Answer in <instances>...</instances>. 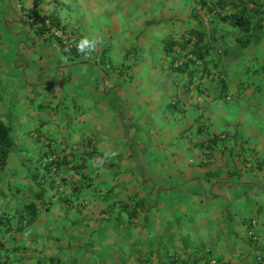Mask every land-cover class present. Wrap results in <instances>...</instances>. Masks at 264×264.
Returning a JSON list of instances; mask_svg holds the SVG:
<instances>
[{"label": "crops", "instance_id": "0c3cea01", "mask_svg": "<svg viewBox=\"0 0 264 264\" xmlns=\"http://www.w3.org/2000/svg\"><path fill=\"white\" fill-rule=\"evenodd\" d=\"M188 4L189 0H0V118L11 116L16 103L12 134L18 141L17 151L0 168V264H42L57 256L62 264H119V250L127 249L135 236L154 237L163 229L190 235L191 246L202 241V252L215 248L223 261L211 264H225L228 254L238 251V240H232L229 229L245 238L243 221L254 217L261 223L259 233L264 232V120L247 114L251 104L245 102L259 89L256 77L249 79L242 59H222L221 70L227 71L224 86L213 76L202 81L200 93L195 85L186 87L187 75H179L161 59L163 41L196 23L193 12L184 21L180 14L189 11ZM54 13L62 26L95 41L88 55L66 53L58 39L45 41L32 32L29 14ZM162 22L167 37L159 42V54L141 55L135 62L150 37L142 28ZM102 56L106 59L100 66ZM107 62L116 69H106ZM224 131L247 139L250 155L240 146L234 148V139L220 142L210 155L198 147ZM87 139L94 144L91 149L80 144ZM75 146L82 154L96 149L94 159L79 172L63 166L65 199L47 183L45 201L36 200L30 176L42 171L43 153L66 148L68 152ZM240 153L256 159L258 168L242 170ZM130 198L145 199L151 210L140 212L126 226V215L118 218L120 207L107 211ZM218 199L222 201L215 203ZM34 200L39 212L32 219L26 206ZM77 213L88 224L85 228L58 231L59 219H72ZM145 218L148 229L143 228ZM22 221L25 226L19 230ZM91 233H96L93 259L90 250L82 248Z\"/></svg>", "mask_w": 264, "mask_h": 264}, {"label": "trees", "instance_id": "16d2710c", "mask_svg": "<svg viewBox=\"0 0 264 264\" xmlns=\"http://www.w3.org/2000/svg\"><path fill=\"white\" fill-rule=\"evenodd\" d=\"M199 6L206 13V19L203 20L202 17L196 15V23L193 24L191 28L186 31L180 32L175 38H167L163 41L161 48L162 55L161 59L163 62L168 63V67L173 69L179 75H187V80L184 82L186 87L189 88L192 85L196 86L198 92L202 93L201 86L202 81L211 79H216L219 86H224L225 78L227 77V71L225 69L221 70L220 63L222 59L232 60L247 58L248 49L252 47H261L264 43V0H197ZM32 20H29V24L32 28V32L38 37L42 38V35L49 32L52 28L68 27L62 26L61 19L58 14H47V15H34L29 14ZM72 31L75 30L72 28ZM49 37L46 40H49ZM54 38V37H53ZM56 39V38H55ZM81 42L85 40L80 39ZM80 44L76 45L71 52L66 51V53H71L80 56ZM252 46V47H251ZM86 53H90L87 48H85ZM85 55V54H83ZM259 55V54H258ZM258 65V64H257ZM254 67L252 63H244L242 65L245 73H251L256 76L255 89L260 91V86L264 83V62ZM217 75V76H216ZM254 86L249 90V94H252ZM248 96V94L244 95ZM227 100L231 98L230 94L226 96ZM245 97H240L244 99ZM2 96L0 95V101ZM264 101V99H263ZM235 140L234 148L240 146L242 151L250 155L251 150L246 151L245 142L247 139L240 138L231 134L229 131H224L220 134H215L211 136L208 142L201 143L198 146L202 149L205 154L210 155L213 153V148L216 147L220 142ZM80 144L91 149L94 144H92L91 139H87ZM16 140L12 134V126L0 118V162L2 168L5 167L7 160L10 156V150L15 148ZM248 150V149H247ZM96 149H92L85 154L78 151V147H70L67 152V148L64 151L58 152L54 150H47L43 153V169L30 178L35 182L36 189L34 190L36 200L45 201V196L48 191V187L45 185L47 183L52 184L55 188V194L58 195L59 199H65L66 189L68 186L67 176H64V171L62 170L64 165H69L74 171L79 172L83 169L90 159H94ZM245 154V155H246ZM245 159H249L245 156ZM60 186H63V190H60ZM135 201V203H134ZM47 204V203H46ZM70 207L73 206V202H69ZM77 205V204H76ZM120 207L119 217L122 218L123 214L126 215L128 220V225L131 226L132 223L139 217V213L146 209L151 210V206L148 205L145 199L135 200V198H130L126 201H118L112 205L107 212L114 211V208ZM26 209H29L32 219L38 217V207L37 202L34 200ZM262 208H260L261 211ZM78 212L81 211L78 207ZM104 212V211H103ZM150 212V211H149ZM106 213V212H105ZM249 219L243 221L245 224V234L249 235V239L239 238L235 230L231 231L234 233V238L232 240H238L237 246L240 242L245 241L252 248V252L255 255L256 261L251 263L246 260V257L237 254V260L229 258L224 261L225 264H264V250L259 248V230L261 228V223L259 220L253 219L254 217H248ZM150 224L147 218L144 219V226L146 228ZM88 225L85 223L80 216L77 215L70 219H59L56 228L58 231H66L68 227H80L84 228ZM173 225V224H172ZM171 225V226H172ZM25 224L22 221L18 225V229L22 230ZM122 227L123 230L127 227ZM170 226V227H171ZM168 227V228H170ZM233 227V226H232ZM141 228V229H143ZM235 229V228H234ZM167 233V241L163 243L162 241H153V237L143 239L142 234L139 235L132 241L127 249L122 248L118 252V257L116 258L119 264H211V261L215 260V263H220L222 256L213 247H208L205 252V243L202 241L197 245L193 244L190 235H179L174 232L165 231ZM96 233H91L90 239L83 245V250H90V256L97 253ZM156 235V234H155ZM153 235V236H155ZM58 240L61 239L60 235ZM238 238V239H237ZM241 240V241H240ZM149 242V243H148ZM255 243V247H254ZM5 252L4 256H9L10 251ZM257 251L260 253V263L257 257ZM236 252V251H235ZM235 252L229 253L235 254ZM93 253V254H92ZM107 253V252H106ZM255 260V259H254ZM49 263L42 264H62L63 261L59 256L55 258H50ZM116 264V263H115Z\"/></svg>", "mask_w": 264, "mask_h": 264}, {"label": "rangeland", "instance_id": "374dc122", "mask_svg": "<svg viewBox=\"0 0 264 264\" xmlns=\"http://www.w3.org/2000/svg\"><path fill=\"white\" fill-rule=\"evenodd\" d=\"M260 2H262V0H260ZM188 5H189V11H187V12L186 11H183V13H180L181 16H184L185 17L184 19L182 18L183 21L187 17H190L191 14H192V12H193V15L194 16L199 15V17H202L203 20L206 19V16L207 15H206L205 11L202 10V8L199 6L197 0H189V4ZM190 5L192 7L194 6V10L193 11L191 10ZM171 14L174 15V17L176 15L175 13H171ZM88 15H89V17L92 16L89 13H88ZM81 18H82V16H81ZM195 19H196V17H195ZM174 21H176V20L174 19L171 23H174ZM144 26H149V25L144 24ZM150 26L152 27L150 29L142 28V30H143L142 32L143 33H148L150 35V37L148 39V46L145 47V48H143L142 53L141 54L140 53L139 54L138 53L134 54V55H137L138 54V56H135V62H137V61L140 60V58L142 57L141 55L150 56V55H154V54H159V50H158L159 49V42L161 41L162 37H167V35L164 36V34H162L164 30H167V28H166V22L153 23ZM175 26H177L176 22H175ZM134 44H135L134 45V47H135V46H137L138 42H136ZM262 45L263 46H261V47H257V49H255L256 46L255 47H252L251 46L252 48L251 49H248L247 50V53H245L247 55V58H244L243 64L244 63H246V64L252 63V64H254V67H256L257 64H258L257 66L261 65L264 62V43ZM130 50L131 51H134V48L133 49L130 48ZM102 58L103 59H100L99 60V65L100 66H103V61H104V59H106L105 56H102ZM232 60L235 61L237 59H234L233 58ZM234 64H235V62H233V65ZM236 68H240V66H238ZM230 71H232V70L230 69ZM251 75H252L251 73H249V75H248V77H249L250 80H252L251 79ZM252 76H254V75H252ZM136 77H137V75H136ZM260 88H261L260 91L255 90V95H251L253 97L249 99V102L247 100H245V98L244 99H241L240 101L245 100V102H247V105L248 104H251V106L249 105L248 106V109L246 110L247 114L248 113L252 114V116L254 118H256L257 120H259V119L260 120H264V101H263V99H264V83H263V86L262 85L260 86ZM0 95L2 96L1 91H0ZM12 96L14 97L15 94H12ZM233 100L235 101V98ZM238 101H236V102H238ZM260 103L263 104V105H261ZM15 110H16V103L13 104L12 115L11 116H8L7 118H4L3 119L6 122L9 119H11V118L13 119L12 122H8V123L13 124V126H12L13 130L16 129V119H15L16 118V115H15V112H14ZM230 111H232V110H230ZM243 111H244V113H246L245 110H243ZM240 116L238 115V116H235V117L238 118ZM13 135H14L13 137L16 138L15 134H13ZM17 143H18V141L16 140V146H15V148H12L10 150V156H9V159L8 160H10L13 157L12 154L17 151ZM247 147L249 148V146H247ZM251 158L245 159V155H244V158H243L242 157V153H240V155H238L239 161H242V170L249 171V170L258 168V167H256V165H258V161L256 159H254V158L253 159H251ZM0 168L1 169H4V168H2L1 162H0ZM221 201H222V199L221 200L218 199V200H216L215 203H220ZM230 231H232V230L229 229V232ZM258 234H259V236H258V241H259L258 244L259 245L258 246L263 251L264 250V232L261 231V233H258ZM231 236L234 238V233L233 232H232ZM244 236H245V238H244L245 240L249 239V235L245 234V232H244ZM149 238H151V237H149ZM162 240H163V243H165L167 241V233L164 231V229H163V231L160 234L155 235L153 237V241L158 242V241H162ZM254 247H255V243H254ZM237 248H238V251L235 254H231V255L228 254V259L229 258H232V259H234L236 261L237 260V254L238 255L241 254V255L245 256L246 257V260L247 261H250L251 263H254V261H256L255 255L252 252V249H254V248H252L247 243H245V241L242 240V242H240L238 244Z\"/></svg>", "mask_w": 264, "mask_h": 264}, {"label": "built area", "instance_id": "2783aa9c", "mask_svg": "<svg viewBox=\"0 0 264 264\" xmlns=\"http://www.w3.org/2000/svg\"><path fill=\"white\" fill-rule=\"evenodd\" d=\"M29 20H32V18H30ZM49 37H54L56 39H58L60 41V43L62 44V46L64 47V49L68 52H71L72 49H74L76 47V45L80 44L82 45L83 42L80 41L81 36L79 32H74L72 31V29L67 28L65 29L64 27H59V28H52L50 29L49 32L45 33L44 35H42V38L47 39ZM71 54V53H70ZM88 55V53H86V51L79 53V55ZM106 69L108 70H112V69H116V66H114L111 63H106L105 65ZM60 190H63V186H60L59 188ZM260 253L257 251V257L260 263V256H258Z\"/></svg>", "mask_w": 264, "mask_h": 264}, {"label": "clouds", "instance_id": "9594fccd", "mask_svg": "<svg viewBox=\"0 0 264 264\" xmlns=\"http://www.w3.org/2000/svg\"><path fill=\"white\" fill-rule=\"evenodd\" d=\"M94 46H95V41L85 40L80 46V51L84 52L85 48H87L90 51Z\"/></svg>", "mask_w": 264, "mask_h": 264}]
</instances>
